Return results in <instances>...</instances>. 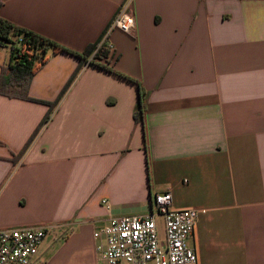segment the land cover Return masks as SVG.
<instances>
[{
	"label": "crops",
	"instance_id": "1",
	"mask_svg": "<svg viewBox=\"0 0 264 264\" xmlns=\"http://www.w3.org/2000/svg\"><path fill=\"white\" fill-rule=\"evenodd\" d=\"M123 6L136 28L112 31L114 68L145 123L136 84L86 66L14 164L49 108L0 95V229L52 225L35 264H98L94 232L169 191L199 212L197 264H264V0H0V18L81 53ZM48 56L30 96L53 102L79 61Z\"/></svg>",
	"mask_w": 264,
	"mask_h": 264
},
{
	"label": "built area",
	"instance_id": "2",
	"mask_svg": "<svg viewBox=\"0 0 264 264\" xmlns=\"http://www.w3.org/2000/svg\"><path fill=\"white\" fill-rule=\"evenodd\" d=\"M121 7L101 39L108 51V63L114 66L115 47L110 42L112 31L132 34L135 18ZM155 211L139 216L112 219L97 229L98 264H197L195 248L188 245L193 236L199 212L174 209L171 192L156 194ZM158 218L163 220L164 237L160 238ZM52 225L0 229V264H35Z\"/></svg>",
	"mask_w": 264,
	"mask_h": 264
},
{
	"label": "trees",
	"instance_id": "3",
	"mask_svg": "<svg viewBox=\"0 0 264 264\" xmlns=\"http://www.w3.org/2000/svg\"><path fill=\"white\" fill-rule=\"evenodd\" d=\"M0 47L10 48L9 64L2 69L0 76V95L12 99L41 103L49 108L22 151L11 159L14 164L24 157L31 145L51 121L54 112L86 66H97L136 84L139 89V102L134 113V119L137 124L145 123L147 100L144 89L137 80L117 72L114 66L110 67L107 65L108 51L101 44V40L88 46L83 52L78 53L49 38L17 27L0 18ZM50 51L52 55L67 53L77 58L79 63L57 99L53 102H46L32 98L30 96V86L35 75L49 60L48 53Z\"/></svg>",
	"mask_w": 264,
	"mask_h": 264
},
{
	"label": "rangeland",
	"instance_id": "4",
	"mask_svg": "<svg viewBox=\"0 0 264 264\" xmlns=\"http://www.w3.org/2000/svg\"><path fill=\"white\" fill-rule=\"evenodd\" d=\"M162 222H163V220H162L161 218L158 219V225L160 226V227H159L160 238H163Z\"/></svg>",
	"mask_w": 264,
	"mask_h": 264
}]
</instances>
